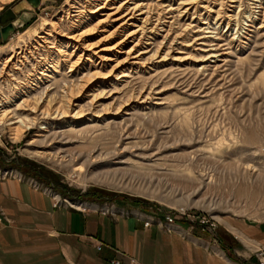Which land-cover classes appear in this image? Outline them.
<instances>
[{
    "label": "rangeland",
    "instance_id": "1",
    "mask_svg": "<svg viewBox=\"0 0 264 264\" xmlns=\"http://www.w3.org/2000/svg\"><path fill=\"white\" fill-rule=\"evenodd\" d=\"M87 1L42 0L26 8L25 0H0V15L13 12L18 24L9 40L0 42V76L10 56L15 57L12 64L18 59L25 63H18L15 76H1L0 87L5 96L21 90L17 103L29 94V103L38 109L36 116L19 112L37 117L29 130L20 124L0 126V171H14L6 179L1 172L0 181L16 180L44 191L57 207L131 211L145 219L127 217L144 225L152 218L149 227L170 216L173 229H160L178 232L180 226L183 238L200 234L206 251L245 264L225 247L231 245L228 231L236 234L235 224L264 225V0H154L161 22H140L144 38L138 33L123 47L137 39L139 50L153 43L142 65L133 66L126 55L112 51L117 61L98 65L92 58L80 74L69 73L76 57H61L58 49L79 30L71 15L78 9L89 15L105 0H91L90 8ZM187 8L192 10L184 16ZM62 17L66 21L58 27ZM101 18L91 16V28ZM116 25L108 23L107 30ZM131 29L111 39L97 30L90 42L112 46ZM203 36L222 46L219 53L225 55L205 62L207 54L199 45ZM88 69L96 78L80 82ZM124 72L128 77H122ZM34 79L40 88L30 82ZM70 81L83 117L75 115L76 99L63 98ZM45 87L49 91L41 101ZM82 89L89 92L78 97ZM95 95L98 103L92 102ZM16 127L22 129L19 136ZM251 246L252 264H264V247L256 241Z\"/></svg>",
    "mask_w": 264,
    "mask_h": 264
},
{
    "label": "crops",
    "instance_id": "2",
    "mask_svg": "<svg viewBox=\"0 0 264 264\" xmlns=\"http://www.w3.org/2000/svg\"><path fill=\"white\" fill-rule=\"evenodd\" d=\"M231 229L236 234L228 231L226 252L252 264L251 243L264 247V225L240 222ZM200 237L183 238L156 225L144 228L133 217L57 207L44 191L16 180L0 181V264H109L115 251L138 264H234L221 252L206 251Z\"/></svg>",
    "mask_w": 264,
    "mask_h": 264
},
{
    "label": "bare ground",
    "instance_id": "3",
    "mask_svg": "<svg viewBox=\"0 0 264 264\" xmlns=\"http://www.w3.org/2000/svg\"><path fill=\"white\" fill-rule=\"evenodd\" d=\"M5 1H10V0H3V2H5ZM41 1L42 0H40L39 5L41 4ZM90 1L91 0L87 1L89 3V8L91 7ZM163 1H165V0H158L157 2L162 3ZM27 4L28 3L26 2L24 7L27 8L30 5V4H28V5ZM186 5H189V4H186ZM158 6L160 7V4H158V5L154 4V0H150V1L147 0V3H146V0H105L103 3L98 4L96 6V8L92 9V11H91V9H89V12H90L89 15H87V14L85 15L84 13L80 12L79 9L76 12L74 11V13H75L74 15H71L68 11L67 12L68 15H71L72 18H75V22H76V23H74L75 28L79 29V30H76V31L70 33L68 35V37L66 38V42L63 43L64 46H62L61 48L58 49V55H60L61 57L62 56L67 57L69 59L76 57V60H73V62H71V61L69 62L71 64L69 73H74V74L79 73L80 74L81 72H83L85 70L86 61L92 62V60H93L92 58L98 59V62H99L98 65H102L103 63H107L110 61H117L115 58L116 56L112 51H117V54L126 55L127 60L129 59V60L133 61V63H132L133 66L134 65L135 66L142 65L143 64L142 61L144 60V56L150 54L153 51V49H150V48L154 44L151 42H148V44H146L148 46L145 49H143V50L138 49V47L141 43V39L144 36L143 35L144 34L143 26H140L139 23L143 22V24H147V25L154 24L153 23L154 21H156L157 23H160L162 20L159 17L160 13L159 12H158V14L156 13L157 12L156 7H158ZM30 7H32V6L30 5ZM30 7H29V9H30ZM75 8L76 7H74V9ZM190 10H192V8L191 9L187 8L186 10H184L183 15L184 16L187 15ZM169 11H170V9H169ZM91 12H92V14H91ZM98 14L100 16L105 17V18L99 19L100 21L98 20L99 22L96 24V26L94 25L95 27L93 26V28H91L90 18H91V16L98 15ZM156 17H157V19H155ZM64 21H66V20L63 19V17H62L60 22L56 25L59 27L60 23L64 22ZM114 22H115V24L117 23V25L115 26V28L112 32H109L110 30H107L108 23H114ZM206 25H208L207 29H211L210 24H206ZM13 26H14V31L10 34L9 38L16 31V26H18L17 22L13 21ZM128 26H131L134 29L125 30V32L127 31L126 32L127 34L125 33L124 38L119 40L116 44H114L112 46L97 45V44L90 42V35L97 30H100L104 33H106V32L109 33V35L107 37H109L111 39L115 35L121 33L122 31L124 32V29ZM138 33L142 34L140 37L141 39L140 40L137 39L135 42H133V45L130 46L129 48L126 47L127 49H123L126 42H128L129 39H132V38L135 39L134 37L136 35H138ZM207 33H210V32L207 31L206 34ZM203 37L199 38V39H201L203 41V39L211 38L208 36L204 37V38ZM9 38H8V40H9ZM213 38L214 37H212V39ZM149 39H151V38H149ZM0 42H4V41L0 40ZM48 42H50L49 39H46V43H48ZM206 42L207 41H203L199 44L202 46L200 51L207 54L206 56L208 58H206V60H204L205 62L208 61L209 59H219L220 57H222V55H225L224 53L223 54L219 53V51H221L219 48H221L222 46L215 45L211 41H209L210 43L209 42L206 43ZM69 48L72 49V51H69ZM157 52L158 51H156L150 57L155 56V54H157ZM19 55H21L20 52L18 53V56ZM25 57H26V55H25ZM16 58H19V57H16ZM14 60H15L14 55L10 56V58L7 59V61L5 62L3 71L1 73L2 77L5 74H8L9 77L15 76L14 75L15 71L20 70V67H18L19 66L18 63H22V66H24L23 64H25L23 62V60H20V59L17 60V63L12 64V62ZM147 60H149V58L146 59V61ZM67 61H69V60H67ZM120 64H121V62L117 63L118 66ZM88 70H90V69H88ZM9 73H13V74H10L11 75L10 76ZM95 76H96V73L95 72L91 73V70H90L82 77V78H84V80L81 78L80 82H83V81L87 82L88 79L91 80ZM122 77H128L126 72H124L122 74ZM85 78H88V79L85 80ZM7 82H9V80H7ZM30 82L37 84V87L35 89L40 88V86L38 85V84H40V82L37 81V79L31 80ZM66 82H68V81H66ZM70 84H72L71 81H70ZM70 84H68V86H67V83H66L65 87L67 86V89L63 91V94H64L63 98L69 102L72 101L73 99H76V101H74V106L76 108H78L79 110L76 112L75 115L77 117H83V115H84V112L82 110L83 106L79 105V103H75V102L79 101L78 100L79 98H77V96L74 97L75 96V87L73 84L72 85H70ZM42 90L43 91L40 93L41 94V96H40L41 101H42V99H44L43 98L44 96H47L49 89L45 87ZM78 91H79L78 93H80L78 95V97H83L89 92V91L84 92V89H82L81 91L80 90H78ZM21 92H22L21 90L16 88V89H14V94L12 96H5L4 92H3V87H0V126L7 124V123L9 124V126H14V125L20 124L21 127H25L26 129L29 130V129H31V126L34 124V122L37 121V117H35V116L38 113V109L36 107L31 106V104L29 103L30 102V100H28V99H30L29 94L25 95L27 97V99H24V100L22 99L23 101L21 100L19 103H17L15 101L16 97L18 95H20ZM26 93H28V92H25V94ZM32 99H36V98H32ZM94 101L96 103H98V96H96V95L93 96L92 102H94ZM90 104H91V102H90ZM56 109H57L56 111L60 113V107H58ZM23 110L31 112L32 115L34 114L35 115L34 118L29 119V117H23L21 115L22 113L21 114L19 113L20 111H23ZM42 113H45V110H43ZM61 114L64 115V113H61ZM42 129H45V128H42ZM13 130L15 131L16 136H19V134H21L22 129L16 127V128H13ZM35 153L37 155H41V154L43 155L42 152H35ZM148 227H149V225H148ZM181 230H182V228L180 226H178V232Z\"/></svg>",
    "mask_w": 264,
    "mask_h": 264
},
{
    "label": "built area",
    "instance_id": "4",
    "mask_svg": "<svg viewBox=\"0 0 264 264\" xmlns=\"http://www.w3.org/2000/svg\"><path fill=\"white\" fill-rule=\"evenodd\" d=\"M1 172H3V176H1L2 178H4V179H6V178H12V175H13V173H14V171L13 170H8V171H0V174H1ZM8 174H9V176H8ZM20 181H24V178H20ZM29 183L31 184V185H33V187L36 189V190H41L42 188L40 187V186H38V184L37 183H35V182H33V181H29ZM97 210L98 211H100L102 214H104V215H112V216H116V215H119V216H123V217H127V216H129V215H134V216H136V217H138V218H142V219H145V217H143L142 215H140V214H137V213H134V212H131V211H126V210H124V209H121V208H116V207H114V206H110V207H102V208H97ZM148 220H147V222L145 223V225H144V227H148V225H149V222H152L153 221V219L152 218H147ZM159 227H162V228H166V229H168V228H172L173 229V227H174V221H173V218L172 217H170V216H167L166 218H165V220L163 221V224L162 223H158L157 224ZM101 245L99 244L97 247H96V249L98 250V251H100L101 250ZM115 253H116V255L117 256H119V258L120 259H122V262H121V260H119V258H114V259H112V260H110L109 261V264H138V263H136L135 262V260L132 258V257H130V256H128V255H126V254H124V253H121V252H118V251H115ZM124 261V262H123Z\"/></svg>",
    "mask_w": 264,
    "mask_h": 264
},
{
    "label": "water",
    "instance_id": "5",
    "mask_svg": "<svg viewBox=\"0 0 264 264\" xmlns=\"http://www.w3.org/2000/svg\"><path fill=\"white\" fill-rule=\"evenodd\" d=\"M32 7H38L40 0H26ZM18 13V8L15 10ZM16 18V14L13 12H7V14L0 15V24H6L0 30V40L7 41L10 34L14 31L13 21Z\"/></svg>",
    "mask_w": 264,
    "mask_h": 264
},
{
    "label": "flooded vegetation",
    "instance_id": "6",
    "mask_svg": "<svg viewBox=\"0 0 264 264\" xmlns=\"http://www.w3.org/2000/svg\"><path fill=\"white\" fill-rule=\"evenodd\" d=\"M5 14H7V12Z\"/></svg>",
    "mask_w": 264,
    "mask_h": 264
}]
</instances>
